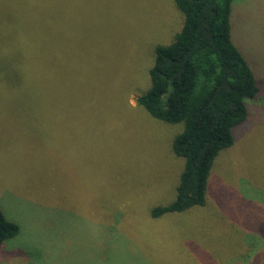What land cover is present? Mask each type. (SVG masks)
Listing matches in <instances>:
<instances>
[{
    "label": "rangeland",
    "instance_id": "rangeland-1",
    "mask_svg": "<svg viewBox=\"0 0 264 264\" xmlns=\"http://www.w3.org/2000/svg\"><path fill=\"white\" fill-rule=\"evenodd\" d=\"M231 38L259 84L219 151L206 201L175 196L182 123L151 117L154 47L174 0H0V264H264V0H233Z\"/></svg>",
    "mask_w": 264,
    "mask_h": 264
},
{
    "label": "trees",
    "instance_id": "trees-1",
    "mask_svg": "<svg viewBox=\"0 0 264 264\" xmlns=\"http://www.w3.org/2000/svg\"><path fill=\"white\" fill-rule=\"evenodd\" d=\"M233 0H174L183 15L168 44L154 47L149 86L135 97L151 117L182 123L171 151L183 158L174 198L150 209L152 218L181 212L206 201L212 164L230 147L232 129L246 121V99L259 91L247 58L231 38ZM0 21V37L3 27ZM19 232L0 209V245Z\"/></svg>",
    "mask_w": 264,
    "mask_h": 264
}]
</instances>
